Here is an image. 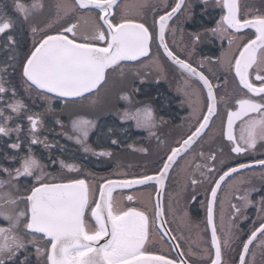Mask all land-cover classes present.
<instances>
[{
  "label": "flooded vegetation",
  "instance_id": "obj_1",
  "mask_svg": "<svg viewBox=\"0 0 264 264\" xmlns=\"http://www.w3.org/2000/svg\"><path fill=\"white\" fill-rule=\"evenodd\" d=\"M176 2L117 0L109 11V18L114 23L125 18L143 22L150 31L158 33L159 16L170 12ZM17 3L29 10L27 19L17 9ZM34 3L42 7L34 9ZM239 8L243 18L264 15V0H239ZM225 13L226 9L217 0H207V3L185 0L181 10L168 21L165 31L169 47L212 82L216 114L202 135L171 166L160 201L157 199L160 184L155 180L114 192V196L123 198L127 208H136L148 217L147 253L175 262L182 259L189 264H211L215 259L207 208L212 201L210 189L229 168L249 165L221 182L213 202V223L221 241V264H240L243 244L264 220V203L261 202L264 166L255 163L264 160V140L258 138L254 148L237 154L231 151L234 145L225 135L227 115L237 110V99L254 98L264 102L242 89L234 70L229 67L230 61L234 64L243 43L255 38V30L233 32L229 29L223 36L214 35L210 29L217 26ZM99 15L97 9L80 8L76 0H0V23H12L10 29L0 34V79L7 90L0 94V110H3L0 125L13 129L8 136L0 134V169L11 173L0 170V181L5 182L0 187V210L4 212L14 213L26 208L23 197L38 186L36 176L54 183L84 179L94 187V201L100 185L108 180L157 176L171 149L179 147L207 113L208 93L203 82L165 56L163 48L158 47V40L152 43L148 57L122 61L109 68L106 81L83 96L60 97L30 89L22 78V63L33 50L34 42L44 34L59 33L67 26L66 22L78 25L75 38L82 42L84 37L92 36L101 28L103 22ZM33 27L38 29L36 33L32 32ZM195 34L200 35L199 41L194 39ZM9 35L13 36L15 44L9 45ZM67 35L72 38L71 34ZM95 43L106 46L105 42ZM257 54L261 55L259 51ZM250 78L259 86L255 70ZM17 101L23 107L14 112L8 105ZM144 109L151 110L153 127H137L132 118ZM260 115L249 113L236 120L232 131L237 141L247 129V122L258 120ZM29 116L37 120L35 129ZM74 121L90 124L86 138L74 130ZM256 131L259 133V128ZM33 139L38 143L32 144ZM14 143L20 148H11ZM241 146L244 147L242 142ZM28 156L35 158L40 167L34 170L33 176L16 177V170ZM68 165L73 167L70 169ZM245 194L250 204L239 199ZM128 196L133 199L129 201ZM9 199L15 200V205L7 203ZM159 202L161 214L157 217ZM232 205L240 211L236 212ZM8 226L9 222L0 217V227ZM18 234L25 241L37 239L42 249L50 246L40 234L34 237L24 230H18ZM225 239L227 246L223 243ZM25 256L31 264H46V256L38 254L32 243L21 251L20 259ZM245 264H264V235L261 233H257L249 245Z\"/></svg>",
  "mask_w": 264,
  "mask_h": 264
},
{
  "label": "snow or ice",
  "instance_id": "obj_2",
  "mask_svg": "<svg viewBox=\"0 0 264 264\" xmlns=\"http://www.w3.org/2000/svg\"><path fill=\"white\" fill-rule=\"evenodd\" d=\"M217 2L226 9V13L221 16L217 26L210 29L214 35L219 33L223 36L229 29L233 32L248 28L255 30V38L243 43L239 54L234 57V64L230 61L229 67L230 70H234L242 89H246L254 96H259L260 100L264 101V15L243 18L240 14L239 0H217ZM184 3L185 0H177L170 12L159 16L156 22L159 25L157 33L150 31L145 23L133 19L125 18L114 23L109 18V11L117 4V0H76V4L82 9L99 10V20L103 22L101 28L96 29L92 36L84 37L82 42H77L75 37L78 25L66 22L67 26L63 27L59 33L44 34L38 42H34L33 50L25 56L22 63V78L28 87L35 88L42 94L55 93L60 97H80L100 87L106 81V71L109 68H114L122 61H137L142 57H148L152 43L158 40V47L163 48L165 56L191 76H198L203 82L208 93L207 113L202 115L199 126L183 140L180 147L171 149V154L167 156V162L163 164L159 175H144L123 181L108 180L104 186L100 187L99 200L95 201L94 207L90 203V188L84 179H69L67 182L54 183L36 176L38 186L33 187L30 194L23 197L26 205L24 210L14 213L0 210V217L9 222L7 228L0 227V264H31L27 256L23 260L20 259L21 251L27 248L28 243L36 246L38 254L46 256V264H175V261L165 256L146 254L148 217L136 208H122L113 198L112 191L118 187L145 185L153 180L163 184L167 170L175 157L182 149L187 150L196 138L200 137L210 119L216 114L212 82L202 71L198 72L190 63L181 59L165 41L168 21L181 10ZM204 3H207V0H204ZM16 7L27 19L29 10L25 5L17 3ZM39 7H42L39 3L32 5L34 9ZM11 27V22L0 23V34ZM105 27L106 30H103ZM37 31V28H32L33 33ZM67 34H71L72 38H69ZM194 39L199 41L200 35L195 34ZM7 40L9 45L15 44L12 35H9ZM96 41L105 42L106 46H98ZM228 43H232L231 36ZM258 51L261 54L259 56ZM253 70H255V81L259 82V86L250 78ZM6 91L0 79V94ZM13 95H15L14 90ZM236 104L237 110L228 112L225 135L234 145L231 151L239 154L254 148L258 138L264 140V102H257L254 98H239ZM8 107L14 112H19L23 105L17 101ZM249 113L261 115L258 120L247 122L246 134L242 131L240 140L237 141L232 131L234 120L248 116ZM0 116H3V110H0ZM132 118L137 120L138 125L154 126L150 109L137 111ZM28 119L35 129L37 120L32 116ZM89 126L88 122H73L74 130L80 132L85 138ZM257 128L259 133L256 131ZM11 131L13 129L0 125V134L8 136ZM241 142L244 147L241 146ZM31 143L36 144L38 141L33 139ZM10 147L19 149L20 145L14 143ZM100 155H109V153H100ZM212 159L214 160L215 156ZM255 163L264 166V160H258ZM39 167L40 164L35 158L25 157L21 168L16 170V177L33 176L34 170ZM67 167L71 169L73 166ZM247 167L249 165H239V169ZM239 169L229 168L220 175L215 181V186L210 189L212 201L208 203L207 219L212 227L211 243L215 248V259L211 264H221L222 255L221 241L213 223V202L221 182ZM0 170L11 175L8 169ZM4 183L0 181V187H3ZM192 183L195 184L196 181L193 180ZM127 199L131 201L133 197L128 196ZM239 199L251 203L247 194ZM261 202L264 203V199ZM7 203L15 205L16 201L9 199ZM232 207L236 212L240 211L236 205ZM89 212L94 220V226L88 223ZM160 214L159 205H157V217ZM18 230H24L34 237L40 234V238L45 239L50 247L42 249L35 238L30 242L25 241L18 234ZM257 233L264 235V220L251 232L247 242L243 244V252L239 257L240 264H245V254L249 251V245L256 238ZM101 240L105 242L101 244ZM223 243L227 246L228 240L225 239Z\"/></svg>",
  "mask_w": 264,
  "mask_h": 264
},
{
  "label": "water",
  "instance_id": "obj_3",
  "mask_svg": "<svg viewBox=\"0 0 264 264\" xmlns=\"http://www.w3.org/2000/svg\"><path fill=\"white\" fill-rule=\"evenodd\" d=\"M129 62V61H128ZM99 88V87H98ZM97 88V89H98ZM94 90H96V89H94ZM89 93V92H88ZM235 112V111H234ZM236 120L237 119H235L234 120V123L236 122ZM234 123H233V125H234ZM207 128V127H206ZM205 128V129H206ZM204 129V130H205ZM203 130V131H204ZM203 133V132H202ZM202 133H201V135H202ZM200 135V136H201ZM199 138V137H198ZM198 138H196V140L198 139ZM195 140V141H196ZM180 147V146H179ZM178 148V147H177ZM185 150H181L180 151V153L175 157V159H174V162H175V160L184 152ZM171 154V153H170ZM166 162H167V160H166ZM174 162H172L171 164H170V167H169V169L167 170V173H166V175H165V178H166V176H167V174H168V171L170 170V168H171V166L173 165V163ZM164 181H165V179H164ZM164 181H163V183H164ZM87 184H88V186H89V188H90V191H91V200H90V203L92 204V206L94 207L95 206V201H98L99 200V192H98V195H97V197H96V200L94 201V195H95V193H94V187H93V185H91L90 183H88L87 182ZM106 184V182H104V183H102L101 185H100V187L101 186H104ZM133 186H136V185H133ZM133 186H131V187H133ZM162 186H163V184H160V187H159V194H158V201H160V193H161V190H162ZM130 188V187H129ZM129 188H115V189H113V191H112V196H113V198L115 199V201L116 202H118V204L122 207V208H124V209H127V207H126V205L124 204V200H123V198L122 197H116V196H114V192H116V191H119V190H124V189H129ZM100 189V188H99ZM159 208H160V202H159ZM87 219H88V223L90 224V226H94V220L91 218V216H90V212L87 214ZM107 238H105V240H106ZM105 240H101L100 241V243L101 244H103L104 242H105ZM146 242H147V240H146ZM146 242H145V249H146ZM50 247V246H49ZM146 254H149V253H147V251H146ZM152 255V254H151ZM175 264H189V263H186V261H183L182 259L179 261V262H175Z\"/></svg>",
  "mask_w": 264,
  "mask_h": 264
},
{
  "label": "rangeland",
  "instance_id": "obj_4",
  "mask_svg": "<svg viewBox=\"0 0 264 264\" xmlns=\"http://www.w3.org/2000/svg\"><path fill=\"white\" fill-rule=\"evenodd\" d=\"M135 115V114H134ZM135 120V123L137 124V127H142V128H144V125L143 124H140V125H138V123H137V120L136 119H134ZM141 125H143V126H141ZM141 128V129H142Z\"/></svg>",
  "mask_w": 264,
  "mask_h": 264
}]
</instances>
